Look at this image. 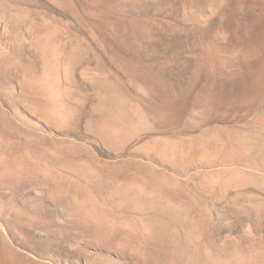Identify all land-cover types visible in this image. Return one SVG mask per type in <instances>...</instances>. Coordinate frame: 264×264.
Returning <instances> with one entry per match:
<instances>
[{"label": "rangeland", "instance_id": "obj_1", "mask_svg": "<svg viewBox=\"0 0 264 264\" xmlns=\"http://www.w3.org/2000/svg\"><path fill=\"white\" fill-rule=\"evenodd\" d=\"M0 264H264V0H0Z\"/></svg>", "mask_w": 264, "mask_h": 264}]
</instances>
